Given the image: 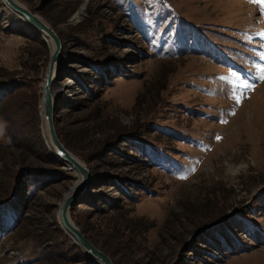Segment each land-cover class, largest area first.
Here are the masks:
<instances>
[{
  "label": "rangeland",
  "instance_id": "1",
  "mask_svg": "<svg viewBox=\"0 0 264 264\" xmlns=\"http://www.w3.org/2000/svg\"><path fill=\"white\" fill-rule=\"evenodd\" d=\"M17 1L62 43L89 241L114 264H264V0ZM15 19L0 0V264H99L59 224L79 184L43 136L51 49Z\"/></svg>",
  "mask_w": 264,
  "mask_h": 264
},
{
  "label": "water",
  "instance_id": "2",
  "mask_svg": "<svg viewBox=\"0 0 264 264\" xmlns=\"http://www.w3.org/2000/svg\"><path fill=\"white\" fill-rule=\"evenodd\" d=\"M2 3L7 6L9 12L17 17L15 21L27 24L43 37L46 44H48L47 41L49 40L53 45L52 50H50L51 54L45 78L41 85L42 99L40 109L42 126L45 124L51 147H49L47 143L46 145L51 154L61 161L68 171L76 172L78 176H80L79 185L75 188L72 187L60 204L58 213L59 224L65 234L73 241V245L77 246L85 256L93 259L99 264H114L106 253L89 241L83 231L73 223L70 217L71 208L77 204L79 196L86 190L90 173L88 168L65 148L58 136L55 126L56 93L53 84L57 78L58 67L61 60V40L52 26L47 24L41 17L31 12L17 0H2ZM43 136L45 141H47L44 132Z\"/></svg>",
  "mask_w": 264,
  "mask_h": 264
},
{
  "label": "bare ground",
  "instance_id": "3",
  "mask_svg": "<svg viewBox=\"0 0 264 264\" xmlns=\"http://www.w3.org/2000/svg\"><path fill=\"white\" fill-rule=\"evenodd\" d=\"M5 6V8L6 9H8L7 8V6L6 5H4ZM9 10V9H8ZM13 14V13H12ZM14 15V14H13ZM15 16V15H14ZM16 17V16H15ZM16 19H17V17H16ZM47 43H48V46L50 47V49L52 50V47H53V45H52V43H51V41H47ZM43 132H44V134H46V143H47V145H49V147H51V145H50V142H49V139H48V135H47V132H46V127H45V124H43ZM75 174H76V177H77V184H79V181H80V176H78V174L75 172Z\"/></svg>",
  "mask_w": 264,
  "mask_h": 264
},
{
  "label": "trees",
  "instance_id": "4",
  "mask_svg": "<svg viewBox=\"0 0 264 264\" xmlns=\"http://www.w3.org/2000/svg\"><path fill=\"white\" fill-rule=\"evenodd\" d=\"M20 86H22V85H19L18 87H14V89L12 88L11 91H9L8 95H9V96H12L11 92L13 93V91H14L16 88H19ZM10 94H11V95H10ZM13 96H14V95H13ZM13 96H12V97H13ZM18 109H19V108H17V110H18ZM11 114H12L11 111H9V113H8L7 116L9 117V115H11ZM8 117H7V118H8ZM5 120L8 121V119H5ZM58 136L60 137V134H58ZM83 233H84V232H83ZM86 237H87V236H86ZM87 238H88V237H87ZM88 239H89V238H88Z\"/></svg>",
  "mask_w": 264,
  "mask_h": 264
},
{
  "label": "snow or ice",
  "instance_id": "5",
  "mask_svg": "<svg viewBox=\"0 0 264 264\" xmlns=\"http://www.w3.org/2000/svg\"><path fill=\"white\" fill-rule=\"evenodd\" d=\"M261 79H264V77H261ZM248 87H252V85H248Z\"/></svg>",
  "mask_w": 264,
  "mask_h": 264
}]
</instances>
